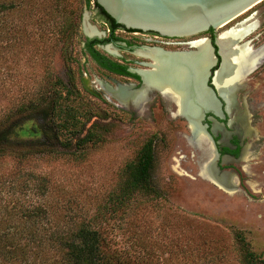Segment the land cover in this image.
<instances>
[{
    "label": "rangeland",
    "instance_id": "374dc122",
    "mask_svg": "<svg viewBox=\"0 0 264 264\" xmlns=\"http://www.w3.org/2000/svg\"><path fill=\"white\" fill-rule=\"evenodd\" d=\"M20 2L26 4V11L8 15L0 22V30H7L8 36L0 40V133L19 120L32 116L36 120L51 104L56 78L67 82V75L73 73V93L77 94L70 101L90 109L83 134L94 125L103 143L87 144L75 155L57 156L47 150L74 152L76 138L67 149L53 139L52 133L44 138L48 144L37 148L33 143L39 138L12 139L11 155L0 159V200H21L30 206L48 202L55 219L63 224L70 220L90 222L112 249L131 262L245 264L246 248L264 260V58L242 77L249 125L255 135L247 140L245 158L236 164L238 188L230 191L201 174L211 153V141L192 137L187 121L177 114L172 102L158 95L143 109L133 102L135 110L121 107L104 92L98 98L82 86L81 74L91 80H105L108 74L82 48L86 10L87 21L103 30L92 0L88 8L85 0ZM79 2L81 19L66 44L58 31L65 10L76 8ZM243 22L252 24L254 30L241 42L248 41L253 49L263 45L264 2L216 32L239 27ZM125 56L134 58L133 54ZM93 88L99 90L97 84ZM29 98L37 99L40 105L35 111L21 108ZM239 108H233L231 115H238ZM232 120L243 125L238 119ZM150 136H154L155 191L136 193L128 206L111 213L109 196L122 182V168ZM18 154L25 156L19 158Z\"/></svg>",
    "mask_w": 264,
    "mask_h": 264
},
{
    "label": "trees",
    "instance_id": "16d2710c",
    "mask_svg": "<svg viewBox=\"0 0 264 264\" xmlns=\"http://www.w3.org/2000/svg\"><path fill=\"white\" fill-rule=\"evenodd\" d=\"M20 1L22 0H0V22H3L8 15L26 11V4ZM263 2L264 0L260 3ZM80 5L79 2L74 9L65 10L64 8L67 14L64 16L58 35L64 37L66 44L71 41L80 22ZM85 6L90 7V0H85ZM94 6L107 16L112 28L121 26L114 22L96 0H94ZM212 30L210 28L207 33L213 40ZM5 33L7 34V30H0V40L7 39L8 36H5ZM88 53L102 67L114 71L120 70L115 62L104 59L98 51L90 48ZM67 78V82L56 78L53 84L56 91L51 104L45 106L47 109L43 108L45 111L36 118L37 121L32 119L34 116L19 120L10 127V130L5 129L0 133V159L11 155L9 144L12 145L15 141L12 139L16 137L39 138L33 143L37 148L46 146L48 142L44 141V138H49L52 133L53 139L66 149L72 145V143L69 144L71 139L76 138L73 141L74 152L47 150L57 156L59 154L75 155L79 152L76 150L83 149L87 144L103 143L100 135L93 130L94 125H91L83 134L86 122L90 119V109H86L80 102L77 105L70 101V97L75 96L77 92L73 93L76 87L74 74L67 75ZM64 91L65 95L62 94ZM39 106L37 99L30 98L21 104L22 109L34 111ZM48 115L51 118H48ZM48 119H52L50 124L46 123ZM53 121L56 123L55 128H53ZM61 137L64 138L61 140ZM16 156L20 158L25 155ZM154 164V136H150L142 143L133 159L122 168V182L109 196L111 213L116 214L123 210L136 193L155 191L152 185ZM154 194L158 195L157 192ZM48 206V202L34 203L30 206L21 200H0V264H150L140 263L136 259L131 262L128 257L119 254L117 250L110 247L99 228L92 226L90 222H71L70 220L64 224L61 223L55 219L54 213L50 214ZM261 262L264 260H259L250 249H245V264Z\"/></svg>",
    "mask_w": 264,
    "mask_h": 264
},
{
    "label": "water",
    "instance_id": "95a60500",
    "mask_svg": "<svg viewBox=\"0 0 264 264\" xmlns=\"http://www.w3.org/2000/svg\"><path fill=\"white\" fill-rule=\"evenodd\" d=\"M263 0H96L97 4L111 17L114 22L123 26L126 29H136L141 31L155 32L161 36L166 37H190L196 38L203 36L204 32L210 28L217 31L221 28L226 27L248 9L254 5L260 3ZM94 4V0H92ZM88 16L86 10L84 14ZM84 31V21H83ZM85 32V31H84ZM219 33L215 34V44L218 49L215 53L214 47L211 44V40L205 37L212 48L213 62L207 67L205 76L203 79V86L209 92L210 96L213 97L216 102L219 112L212 110L206 106H199L196 114H192V110H187V107L183 109L185 112H179V116L183 117L187 123H191L195 126L196 130H200L205 133L211 141V153L207 160L203 163L207 172L216 184L227 189L236 190L238 183L235 182V178L238 177V173L235 170H222L220 165H229L230 163L240 164L245 158L249 142V138L255 135L253 128L249 125V113L247 109V103L245 100L244 92H238L237 94H231L230 97L233 100V104L237 103V98L241 101L240 105L242 109H246L248 113V119L243 114L238 116L243 119V125L237 120H232L231 108H229L228 100L223 96L220 90L215 85V76L217 70L221 67L222 58L217 44V38ZM86 34V33H85ZM92 37L93 35H88ZM100 35V34H98ZM193 52L196 50L192 44ZM220 57L219 64H217L218 56ZM131 72H138L135 69H130ZM252 69L245 72L243 78H245ZM248 73V74H247ZM144 78V74H143ZM211 85H209V82ZM117 87H111L109 84L104 83L102 87L112 96L116 97L121 101H128L133 99L139 92L144 90L145 84L140 88H134L133 84H121L116 83ZM87 89L90 86L86 84ZM243 98V100H242ZM176 103V111L178 110V99H173ZM222 101L225 102V111L229 115L227 125L220 122L219 119L224 118L222 112ZM194 105H196L194 103ZM207 113H212L216 117H209L212 122V134L216 135L220 131L223 137L229 136L232 133L238 134L242 139L246 138V142L243 145L242 151L238 158H234L228 155L223 157L221 163H218L219 153L216 149V142L212 138V134L207 131V124L203 123V120ZM219 118V119H218ZM190 125V124H189ZM234 127V131L230 128ZM244 127H248L246 130Z\"/></svg>",
    "mask_w": 264,
    "mask_h": 264
},
{
    "label": "bare ground",
    "instance_id": "6f19581e",
    "mask_svg": "<svg viewBox=\"0 0 264 264\" xmlns=\"http://www.w3.org/2000/svg\"><path fill=\"white\" fill-rule=\"evenodd\" d=\"M87 19L88 16L86 15L84 19L85 33L88 35L101 34L97 27L90 24ZM238 26L221 31L217 38L222 63L216 72L214 82L228 100L229 108L234 106L232 97H230L231 94H237L239 91L244 92L245 86L242 82L244 73L251 69L253 71L256 65L264 58V44L257 49H253L248 41L241 42L254 30L252 24L243 22ZM190 44L196 48L195 51L166 54L153 49L146 52H138L153 59V68L149 71H143L144 73L146 72L144 74L145 89L131 99L137 107H140L145 100L147 101L152 91H160L170 98L178 99V110L176 111L178 115L186 107L188 111L190 110L191 112L192 110V114H196L201 105L219 112L213 97L210 96L203 86L206 69L213 62L212 48L205 37L198 38ZM106 48L110 52L117 54V51L110 46ZM235 105H238L240 110L238 113L236 112L238 115L232 116V119H237L238 116L243 114L248 119V113L245 108L242 109L238 98ZM238 120L243 122L241 117ZM189 124L192 137L201 139L203 136L209 139L205 133L196 130L193 124ZM201 174L213 181L205 166H202Z\"/></svg>",
    "mask_w": 264,
    "mask_h": 264
},
{
    "label": "flooded vegetation",
    "instance_id": "af4514ba",
    "mask_svg": "<svg viewBox=\"0 0 264 264\" xmlns=\"http://www.w3.org/2000/svg\"><path fill=\"white\" fill-rule=\"evenodd\" d=\"M95 11H96V16L98 18V22L101 25V28L103 30H99V28H97L99 32H101V34L93 35L92 37L87 36L85 32L83 31L85 38L82 42V48L87 53V55H89L88 51L90 50V48L98 51L103 56L104 59L108 60L109 62L111 61L115 62L116 65L120 67V70L114 71L107 67H102L99 63H97V61H95L89 55L92 61L95 64H97L100 68L107 71L108 74L105 76V80L101 78H96L95 80H91L90 78H88V76L81 74L80 81H81L82 86L94 96L99 98L102 95L101 92H104L105 94H108L109 97L115 98L119 102L121 107H129V108L135 109L132 106L133 102L131 100L121 101L117 99L116 97L109 94L102 87V84L107 83L113 88L117 87L116 83L127 84V85L133 84L134 88L142 87L145 84L143 74L146 73V72L144 73L143 71L152 70L153 59L150 56H146L138 52H146L148 50L155 49L157 51H160L166 54L186 53L190 50H193V47L190 46L191 42H193L194 40L198 38H202V37H196V38L166 37V36H161L155 32H151V31L126 29L123 26L112 28L107 16L104 15L102 12H100V10L97 8L95 9ZM216 33L217 32L215 30H212V35L214 38H215ZM202 34H206L207 37L210 38L211 44L214 47V51L216 53L218 47L215 44L214 38L212 40L210 34L207 33V31ZM107 46H110L112 49L117 51V54L110 52L106 48ZM125 53L133 54L134 58L133 59L127 58L125 56ZM219 61H220V57L218 56L217 64L214 68L218 66ZM130 63H134L136 66L133 67L129 65ZM130 69H135L138 72H131ZM85 82L86 84L90 86V89L86 88ZM208 83L209 85H211L210 81ZM94 84H97L100 91L93 88ZM158 95L161 96L164 100L172 102L176 107V103L173 99L170 100L168 97H165L164 94L160 91H153V93L150 95L147 101L145 100L142 103L141 109L147 107L148 104L154 101V99ZM221 107H222V112L224 114V118L222 119L218 118V119L220 122L227 125L229 115L225 111L224 101H222ZM237 107L239 108L238 105H234V108H237ZM209 117H216V116H214L212 113H207L203 120V123L207 124V131L210 134H212V122L209 120ZM230 130L234 131V127L230 128ZM212 138L214 142H216V149L219 153V160H218L219 164L221 163L225 155L238 158L242 151L243 145L247 140L246 138L242 139L236 133H232L229 136L223 137L220 131H218L216 135L212 134ZM220 168L222 170H235L236 171V164L230 163L229 165H220Z\"/></svg>",
    "mask_w": 264,
    "mask_h": 264
}]
</instances>
